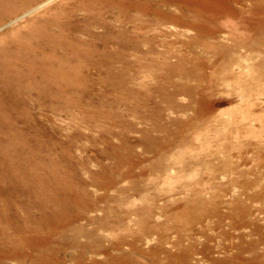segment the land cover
<instances>
[{"label":"rangeland","instance_id":"1","mask_svg":"<svg viewBox=\"0 0 264 264\" xmlns=\"http://www.w3.org/2000/svg\"><path fill=\"white\" fill-rule=\"evenodd\" d=\"M110 1L108 11L100 15L105 22H96L97 13L83 9L72 13L74 17L66 16L62 13L65 8L58 7L62 0H43L0 25V46L10 51L12 45L4 35L51 8L41 14L45 19L59 16L55 23L68 27L65 39L53 37L58 29L53 21L36 18L50 35L36 40L38 50L33 57L43 52L70 57L81 68L84 82L82 90L63 92L64 96L51 100L46 93L52 85L47 91L43 78L37 76L33 82L38 90L34 89L30 99L23 97L32 100V109L17 107L18 115L28 110L26 120L19 118L20 137L10 129L0 131L2 152L15 153L20 145L27 148L22 157H28L30 150L37 157L35 165L31 164L34 176L14 169L6 174L2 168L7 163L0 160V179L4 180L0 198L6 205L24 202L32 210L27 222L19 220L14 203L8 209L10 218L0 216V264H175L177 257L184 256L199 264H213L214 258L236 254L244 238H259L240 224L244 218L252 225L264 224V70L260 61L264 47L250 52L247 43L235 45L231 36L242 41L246 33L237 30L235 19L224 17L220 20L227 28L223 36L205 42L218 47L222 40L235 57L239 53L254 57L225 62L217 49L203 51L204 40H196L195 29L182 23V8L166 5L168 12L158 19L136 7V2L147 0ZM122 6L125 12H121ZM169 15L172 19L167 21ZM195 21L190 18L191 23ZM67 35L74 38L76 48L68 47ZM196 61L205 65L199 75L180 73L181 64L188 71ZM3 69L0 67V73ZM5 72L11 82L18 81L13 68ZM209 103L206 117L197 118L195 126L182 128ZM129 148L135 150V160L142 161H136L123 178L117 172L110 176L117 159ZM159 150H163V160L156 154ZM21 176H32L35 184L20 189L14 183ZM96 176L116 182L106 188ZM12 178L14 183L8 182ZM58 181L69 183L56 185ZM68 188L94 197L105 192L115 196L112 203L100 201L95 210L76 220L75 203L64 195ZM51 192L60 196L56 207ZM125 197L130 204L124 209L117 206L118 215L104 212V207L116 206ZM60 206L71 215H63L65 226L57 229L63 223L52 215L53 208L60 211ZM183 211L195 219H184ZM142 216L153 233L138 228ZM179 226L194 232L181 236L175 230ZM242 233L247 234L243 237ZM178 238L183 252L172 246ZM222 243L232 251L221 249ZM106 247L107 253L103 251Z\"/></svg>","mask_w":264,"mask_h":264},{"label":"bare ground","instance_id":"2","mask_svg":"<svg viewBox=\"0 0 264 264\" xmlns=\"http://www.w3.org/2000/svg\"><path fill=\"white\" fill-rule=\"evenodd\" d=\"M42 1L43 0H0V25L5 20L11 19L14 16H17L18 14L27 11L28 9H30L31 7L41 3ZM74 1L77 2L76 5H74ZM71 3H73V5H71ZM110 3H111L110 0H62V2L58 3V7L59 8H65L64 12H62V13H64L66 16H69V17H74V15H72V13H75L77 9H83V10H86V11L91 12V13L94 12V13H97L96 14L97 16H94L96 22H100V21L105 22L104 17H101L100 15L104 13L102 11H104V10L108 11V7H109ZM136 3H138L136 7L142 13H144V14L152 13L158 19L159 18L161 19V17H164V14H166L168 12L169 8L166 7V5H172L176 9L182 8L183 13H184V16H182V17H185V21L183 19L182 23H184V25L185 24L188 25L190 28L195 29L196 35L194 38L196 40L199 39V37H200L201 41L204 40L202 42L203 43V51L207 52L210 48L215 49V50L217 49L216 51L218 52V54H221V55L224 54L223 61H225V62L229 61V63H231V62L233 63L234 61H242V60L244 61L248 57H249V59H254V57L251 54L244 55L242 53H239V55L237 57H235L234 55H232V53L229 52L232 49L228 45L223 43L222 40L220 41L221 47L220 46L214 47L213 44H215V43L210 44L208 42H205L207 40V38L212 37L211 39H213V38L223 36L221 33L223 31L227 30V28H226V26H223L220 22L224 19V17H229V18L232 17L233 19H235L236 20L235 26H236L237 30H240V31H243L246 33L245 35L241 36L242 39H240V40H242V41H238L237 39H235L236 37L234 35L233 36L230 35L232 37V40H233L235 45H238L241 42L247 43L246 46L249 48L248 50L250 52H253V50H257L258 47H260V48L264 47V0H147L145 2H141V1L139 2L138 1ZM186 7H188L187 10H186ZM122 8H123V10L121 9L122 10L121 12H125L124 9H126V7L122 6ZM50 10H51V8H45L42 12L37 13V15L34 16V18H30V19L26 20L24 22L25 23L24 25L19 26V28H16L13 32L10 31L11 33L9 32L8 34L4 35V39L6 40V42L8 44H10V46L12 45L10 47V51H8V49H6V47L0 46V67L4 68L0 73V131L5 132L6 130L10 129V132L13 133V135L16 138L20 137V129H19L20 126L18 124L21 120L19 118L26 120L27 115L25 113L28 112V110H26V109L28 107L30 110L32 109V100L31 101L26 100V99L23 100V97L27 96L30 99V98H32L31 95H32L34 89L38 90V86L36 84L34 85V82H33V80H35L37 78V76L41 75V77L43 78L42 83L45 85L44 88L47 91L49 90L50 86L52 85V90H49V92L46 93V94H48L47 97L49 96V98L51 100H55V99L61 97L62 95L64 96V94H62L63 92L67 93L70 91L71 92L72 91H80V90H82L81 86L83 87V85H84V82H81V80H80V78L82 76V74H81L82 70L78 64L73 63L72 58L62 57V56L58 57L54 52L47 54V55H44L43 54L44 52H43L39 56L33 57L34 54H36V52L38 50V48L36 46L37 44L35 43L36 40L40 39V38H46V37H48V35H50V34L46 35L47 34L46 29L44 28V26L42 24L39 23V21H41V22L43 20H47V21H51V22L53 21L55 26L58 28L57 32H55V36H53V37L55 39H58V38L59 39L60 38L65 39V30L68 27H65V25L63 26L61 24L55 23V21H57V19H55V18H58L59 16H56V15L52 16V17H54V19L52 17H50L48 19L44 18L43 14L49 13ZM41 13H43V14H41ZM190 18L193 20L196 19V21L194 23L193 22L191 23ZM171 19H172V15H169V18H167V21H169ZM179 20L180 19H178L177 22H179ZM110 23H111V21H110ZM44 24H47V23L44 22ZM23 28H25V29H23ZM66 37L68 39V43L70 44V46H68V47H71L70 49L76 48L75 43L73 41L74 38L70 37L68 35ZM140 42H141V40H140ZM64 52H66V51H64ZM260 57H261L260 61L263 63L262 69L264 70V54H262ZM183 58L184 59H182V61L188 60L185 57H183ZM117 60H118V58H117ZM84 62H85V60H84ZM81 64H84V63H81ZM204 66H205L204 64L198 63L196 61L195 64H192L190 66V69L188 71H185L184 67L181 64L180 67H182V68H180V73L182 75H195V74L199 75L200 73H198V72H201V68L202 67L204 68ZM159 67H160V65H159ZM214 67H216V66H214ZM10 68L14 69L13 77L16 80H18L15 83H13L9 79H7V74L5 72V69L8 70ZM214 69H216V68H214ZM256 72H257V73H255L256 75L260 74V73H258L260 71H256ZM205 76H206V74L204 75V77ZM207 76H209V78L211 76L213 77V75H210V74ZM218 76H221L220 71L218 72ZM202 77H203V75H202ZM211 80H213V79H211ZM13 97H16L15 102H13V100H12ZM1 101H3V102L6 101L8 103L5 104V106H4V105H2ZM39 101H43V100H39ZM18 106L19 107L23 106V108H26L23 111L25 113L21 114V112H20V115H18V110H17ZM209 107H210V103L207 104V106H205V108L203 106V111L198 112V114L195 113L192 117V121L190 122V124L188 123L189 125H187L185 127H182V126L181 127L182 128H187V127L189 128L192 125L195 126L197 123V121H196L197 118L207 116L208 112H206V111L209 110ZM254 107H256V106H254ZM251 111H253V110H251ZM242 113H244V112H242ZM203 121L208 123V121H206V120H203ZM198 122H199V120H198ZM200 122H201V120H200ZM231 123H232V121H231ZM229 129H230V127H229ZM177 136L179 137L178 134H177ZM174 138H176V136ZM181 138L185 139L186 137L182 136ZM1 140L2 139L0 138V142H2ZM180 143H181V140H180ZM26 150H27V148H26ZM26 150H25V148H23L20 145L15 150L16 154L12 153V152L9 154H6V153L2 152V150L0 149V160L2 159L3 163H7L2 168L3 170L6 171L5 172L6 174L9 173V171L11 169H14V170H16V172H22L23 175H25V174L29 175L30 174V175L34 176V173L32 170L33 167L31 164L34 163V165H35L37 157H36V154L33 151H31L30 149H29L30 155L28 157H25V156L22 157L21 155L23 153H25ZM145 150H147L146 152L149 151L148 149H145ZM134 151L132 148L126 149L124 156L122 158L117 159V161L115 163V164H117V165H115L116 168L115 169L113 168V170H111L112 173L109 171L110 176L115 172L119 173V176H121L122 178L126 175H129V172H131L133 170L132 168L137 164L136 161L141 162L143 159V158H141V159L135 160V158L137 157V156L135 157V155H137V154ZM216 151H218V150H216ZM182 152H185V151H182ZM156 154L159 155L158 157H160L161 160H163V157H164L163 150L156 151ZM179 155L182 156V153L179 152ZM184 157L185 156H183L182 158H184ZM196 158H197V156H196ZM78 161H80V160H78ZM104 170H106V169H104ZM106 171H108V170H106ZM22 173H19V174H22ZM114 176H115V174H114ZM96 177H97V179L99 177L101 178L100 183H102V185L104 187L109 188V187H112V185L114 186V180L115 179H110V177H106V176L105 177L96 176ZM16 178L19 180L15 181V183H14L15 178L10 179L8 182L14 183L20 189H23L27 184H33L34 185L35 181H36L32 176H30V177L21 176V177H16ZM69 181H70V179H69ZM115 182H116V180H115ZM67 183H69V182L68 181H66V182L65 181H58V183H55V184L56 185H60V184L65 185L66 184V186H67ZM1 184H4L3 179H0V185ZM222 190H224V189H222ZM2 192H4V191L2 188H0V194L1 195H3ZM78 193H79V191L75 192L73 188L66 189V192L64 193V195L68 199V201L71 200L75 203V206L77 208V213L74 214V218L76 220H79L82 217H86L87 211H90L92 209L95 210L98 207V203L100 201H107L108 203H112L113 202L112 200L115 196V195L112 196L111 194L106 193V192L97 196V197H94V195L88 194L86 192H80L79 194ZM198 194H200V192H198ZM51 196L53 197V207H54L56 205V202H58L60 200V196L54 195L53 192H51ZM65 201H66V199H65ZM204 201H200V202H204ZM13 203H14L15 207L19 210V214L17 217L19 218L20 221L27 222L32 218V214L30 213L32 210L30 208H28V206H26V204H24V202L20 203L19 201H17V202H13ZM13 203L10 205H6V202L0 198V216L1 217H4V218H10L11 217V215L8 212V209H9V206L10 207L13 206ZM65 203H67V201ZM128 204H130V200L128 199V197L119 198V200H117L116 206L104 207V212L107 213L108 215H113V213L115 212L118 215L119 209L117 206H120L123 208V207H126L124 205H128ZM60 207H61L60 211L58 209L54 210V208H53V211L55 213L52 215L57 221L63 223V224H60L57 229L63 228L65 226V223H64L65 221L63 220V215L65 217H68L71 215L66 210V208H64L65 206H63V207L60 206ZM22 210L25 211V213H22ZM184 211H186V209ZM184 211L182 212L181 217H183L184 219L189 217V220L195 219L194 216L188 215L189 212H184ZM217 212H218V210H217ZM261 212L264 213V209H261ZM181 217H179V219ZM174 220H175V218H174ZM138 221H139V223L138 222L137 223L140 224L138 227L139 229H142V231H144L145 233H147V232L153 233L152 231H150L151 229L148 227V225L145 224L143 216L140 220L138 219ZM164 223H166V222H164ZM240 225L242 227H244V226L249 227L251 232L259 235V238L250 239V240H245V238H244L243 240H241L242 242L240 241L239 245L236 247V254L220 257L219 259L214 258L211 260V261H213V264H264V224L259 223V224L252 225V222H250L244 218L242 224H240ZM172 227H173V225H172ZM202 227H204L205 229L207 228L206 226H202ZM175 230H177L176 231L177 234H179L181 236H184V234H186V233L194 232V230L184 231L182 229V227H180V226L176 227ZM21 233H23V231H21ZM245 235L243 234V237ZM181 243H183V242L178 238L176 241H173L172 246H173V248H176L177 251H179L184 247V245H182ZM221 245H222V246H220L221 249H224V250L228 249V250L232 251V248L225 247L226 246L225 244L223 245V243H222ZM208 248L206 247L205 250L208 251L209 250ZM108 250H109L108 247H106V249L105 248L103 249V251H105L106 253L108 252ZM158 251H160V248L153 249V253L158 252ZM181 251L183 252V250H181ZM243 252L245 255L242 254ZM147 253H152V251L149 250V252H147ZM246 253H248V255H246ZM176 262H177V264H199V262H192V258L189 256L177 257L175 259V264H176Z\"/></svg>","mask_w":264,"mask_h":264}]
</instances>
